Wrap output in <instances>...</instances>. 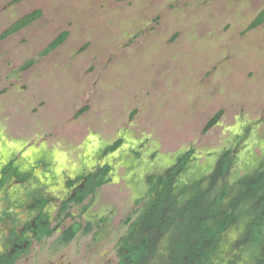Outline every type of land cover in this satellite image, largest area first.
Listing matches in <instances>:
<instances>
[{
	"label": "rangeland",
	"instance_id": "obj_1",
	"mask_svg": "<svg viewBox=\"0 0 264 264\" xmlns=\"http://www.w3.org/2000/svg\"><path fill=\"white\" fill-rule=\"evenodd\" d=\"M263 8L264 0H0L1 143L62 152L68 168L113 144L116 181L99 204L118 214L138 195L130 178L144 185L180 152L193 149L208 165L242 136L238 164L264 158V22L252 26ZM34 10L31 23L1 37ZM62 31L65 40L41 54ZM58 253L45 243L36 263Z\"/></svg>",
	"mask_w": 264,
	"mask_h": 264
},
{
	"label": "flooded vegetation",
	"instance_id": "obj_2",
	"mask_svg": "<svg viewBox=\"0 0 264 264\" xmlns=\"http://www.w3.org/2000/svg\"><path fill=\"white\" fill-rule=\"evenodd\" d=\"M112 147L104 144L96 154H88V162L82 160L78 168L69 169L62 152L44 146L7 147L0 141V264H37L36 252L45 243L53 256L59 253L55 261L47 259L43 264H195L194 258L207 264L204 251L208 246L199 243L197 248L194 238L197 224L204 221L200 215L207 202L205 194L191 199L186 192L191 184L178 171L166 176L168 191L164 186L152 190L172 163L160 172H147L144 185L134 175L130 178L139 192L128 210L118 214L115 207L99 204L101 189L116 181L113 171L119 150ZM133 151L140 155L139 148ZM232 154L235 156L234 151ZM217 163L211 165L208 177ZM239 168L236 164L231 169ZM179 180L184 182L183 189ZM206 183L201 181V185ZM221 233L234 244L230 249V244L222 241L216 248L221 258L216 259L214 253V263L245 264L236 230ZM71 245L77 256L68 254ZM110 249L113 255H109Z\"/></svg>",
	"mask_w": 264,
	"mask_h": 264
},
{
	"label": "trees",
	"instance_id": "obj_3",
	"mask_svg": "<svg viewBox=\"0 0 264 264\" xmlns=\"http://www.w3.org/2000/svg\"><path fill=\"white\" fill-rule=\"evenodd\" d=\"M40 14L39 10L31 11L14 21L1 35L5 38L21 28L31 23ZM264 22V8L258 12L252 26L259 25ZM67 36V31H62L53 39L41 54L51 51L59 44H61ZM33 60L27 61L21 66L24 69L30 66ZM221 111H218L206 124L204 130L209 128L220 116ZM240 136L235 143L225 150H221L215 161H218L217 167L212 172V176L208 177L211 164H199L198 157L194 154L193 149L180 152L169 168H166L162 180L165 182H154L152 190L157 191L156 187L164 186V191H168V184L166 176H173L178 172L184 176L191 184V189L187 190L188 195L193 198H200L199 194H205L207 202L202 207L203 213L200 215L204 219L202 224H197L195 241L196 247L199 243L203 246H208L204 252L206 254L207 264H215L213 261V254L220 259L219 253H216L217 246H220L223 239L222 231L227 234L229 231L236 230L239 240V248L242 250V257L245 264H264V158L258 159L255 162L249 163L243 161L241 168L233 172V165L238 164L237 156L232 152L238 147ZM240 169L243 170L240 173ZM228 176H232L231 179ZM208 177V178H206ZM222 179L220 183L215 178ZM207 181L206 184L201 185L202 180ZM183 180H179L178 185L183 189ZM185 188V185H184ZM192 212H189V214ZM199 213H197V216ZM184 227V224L181 223ZM184 230H187L184 227ZM188 231V230H187ZM205 241H207L205 243ZM227 242V241H226ZM230 249L232 248V243ZM187 245L183 246V249ZM203 248V247H201ZM196 252H201L196 249ZM191 259L193 256H190ZM194 258V257H193ZM211 259V260H210ZM195 264H204L199 259L194 258ZM228 264H233L229 262Z\"/></svg>",
	"mask_w": 264,
	"mask_h": 264
}]
</instances>
